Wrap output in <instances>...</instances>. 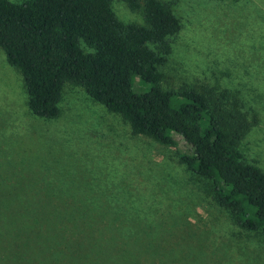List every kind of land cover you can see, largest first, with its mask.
<instances>
[{
    "label": "rangeland",
    "instance_id": "rangeland-1",
    "mask_svg": "<svg viewBox=\"0 0 264 264\" xmlns=\"http://www.w3.org/2000/svg\"><path fill=\"white\" fill-rule=\"evenodd\" d=\"M162 1L182 24L162 86L235 92L257 118L243 156L264 171V0ZM111 6L122 21L142 22L123 1ZM132 85L143 88L135 75ZM26 101L0 48L1 264H264V235L236 225L214 200L212 179L185 167L181 137L163 145L134 134L69 83L57 117L33 115ZM46 212L56 215L43 224ZM84 222L109 238L73 230Z\"/></svg>",
    "mask_w": 264,
    "mask_h": 264
},
{
    "label": "trees",
    "instance_id": "trees-1",
    "mask_svg": "<svg viewBox=\"0 0 264 264\" xmlns=\"http://www.w3.org/2000/svg\"><path fill=\"white\" fill-rule=\"evenodd\" d=\"M121 1L139 12L142 22L119 19L112 0H0V48L22 77L29 111L57 117L69 83L120 114L134 134L163 145L181 137L190 147L180 155L185 167L212 179L214 200L236 225L264 235V171L244 158L240 146L256 116L249 118L239 96L225 88L186 83L164 88L163 68L180 18L169 2ZM134 75L144 90L134 89ZM52 214H42L43 224ZM89 225L104 227L84 222L73 230L109 238Z\"/></svg>",
    "mask_w": 264,
    "mask_h": 264
}]
</instances>
